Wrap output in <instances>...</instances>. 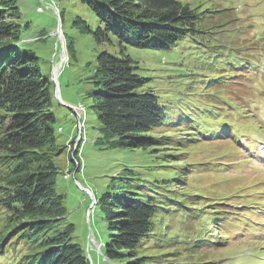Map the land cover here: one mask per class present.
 Returning <instances> with one entry per match:
<instances>
[{
	"label": "trees",
	"instance_id": "1",
	"mask_svg": "<svg viewBox=\"0 0 264 264\" xmlns=\"http://www.w3.org/2000/svg\"><path fill=\"white\" fill-rule=\"evenodd\" d=\"M81 2L89 6L98 20L94 31L96 41L117 47V54L106 51L98 54L92 78L95 91L91 93V107L102 126L97 143L110 148L144 150L161 146L167 139L168 145L171 139L163 133L173 130L175 111L161 104L154 91L146 88L151 79L137 72L138 67L128 50L130 47L169 50L186 37L198 38L205 32L212 35L210 30L216 26L204 29L205 32L199 28L203 15L209 10L200 12L181 0ZM227 10L222 12L227 15ZM20 19L18 0H0V259L11 264H90L86 247L73 241L75 225L67 221L64 195L58 191V176L66 177L58 157L66 145L57 146L59 128L55 126L52 110L54 87L41 70L35 52L23 45ZM75 25L89 30L80 18ZM210 41L211 38L208 43ZM227 42L228 48L223 44L216 46L221 47L220 53L208 64L204 74L208 94L202 98L206 103L204 108L211 111L191 110L187 120H195L192 130L201 133L203 139L208 137L207 141L220 136V131L228 128V122L230 126L241 128L253 141L250 136L256 132L264 136L260 122L264 117V101L258 102L264 92V46L242 43L237 37ZM259 84L263 91L253 97ZM213 92L217 94L214 101ZM248 97L254 100L247 101ZM252 107L261 109L263 117L257 120L258 113L252 111ZM231 111L235 112L234 119L230 118ZM178 118L181 122L182 116ZM227 136L233 140V136ZM228 145L234 147V152L230 153L232 159L239 158L235 143ZM76 157L69 153L75 167L69 172H75V176L80 171L75 164ZM214 173L211 176H215ZM113 179H118V183L114 182L98 199L95 197L94 205L105 222L106 239L101 242V251L109 263L143 264L140 250L147 249V244L157 245L160 240L153 241L157 235L156 222L161 214L170 210H178L187 218H182L183 231L174 239L168 238L167 244L176 248L185 244V251L212 244V236L208 235L212 231L207 230L213 225L199 213L190 211L193 207L164 193L167 180L165 183L145 182L139 178L131 181L133 179L123 176ZM255 186L252 185L253 189ZM257 190L239 194L238 201L244 202L233 203L246 205L241 207L245 210L242 216H236L228 207L224 208L222 223L211 222L221 234L245 222L246 213L251 211L247 209L250 199H257L256 205L264 208V189ZM214 218L212 215L210 219Z\"/></svg>",
	"mask_w": 264,
	"mask_h": 264
},
{
	"label": "rangeland",
	"instance_id": "2",
	"mask_svg": "<svg viewBox=\"0 0 264 264\" xmlns=\"http://www.w3.org/2000/svg\"><path fill=\"white\" fill-rule=\"evenodd\" d=\"M181 1L197 7L200 12L209 10L203 15L200 29L216 28L210 30L212 35L204 31L205 35L198 38L186 37L169 50L129 48L128 52L138 67L137 72L151 79L146 88L152 89L160 103L167 104L176 115L173 130L163 133L171 142L166 145L167 139L164 138L163 145L143 150L110 148L97 143L102 126L98 114L91 107V93L95 91L92 78L98 54L105 51L117 54V47L96 41L94 31L98 20L94 12L81 0H18L23 45L35 52L41 70L48 75L54 87L52 110L56 117L55 126L59 128L56 132L57 146L63 148L66 145L58 162L61 170L70 175V178L63 174L58 176V191L64 195L67 221L75 225L73 241L86 247L90 264H111L101 251V242L106 239L105 222L98 208L94 209V204L96 198L114 182L118 183V179H113L116 176L133 179L131 181L139 178L145 182L158 180L165 183L167 180L169 183H165L164 193L193 207L190 211L199 213L203 220L213 225L207 230L212 231L208 233L212 236L210 246L185 251L187 245L176 248L166 241L183 231L180 225L186 215H181L178 210L161 214L156 222L157 235L153 239L160 241L151 247L147 244V249L140 250L143 264H185L186 261L264 264L263 256L257 261L245 258L254 257L252 255L258 254L259 250L264 251V235L259 236L264 227L260 223L261 228L258 227L248 218L264 220V215L257 216V210L251 208L257 206V199L248 201L247 209L251 211L246 213L245 222L235 225L225 234L211 223H222L225 220L222 218L224 208L228 207L236 216H242L245 210L233 204L244 202L238 201V195L258 192L257 188L264 189V143L254 146L260 152L258 158L257 151L250 155L248 150L238 148L236 155L239 158L232 159L230 153L234 152V147L228 145L231 143L229 136L222 135L221 139L207 141L208 137L203 139L201 133L192 130L195 120L188 122L186 119L191 110L211 111L204 108L206 103L202 95L208 94L204 74L208 64L220 53L221 47L217 45L223 44L228 48L227 37L239 35L242 43L264 46V0ZM39 6L43 11L37 10ZM224 9H228L227 15L222 12ZM77 18L84 20L89 30L76 26ZM248 28L247 32L243 31ZM210 38L212 42L208 43ZM261 91L263 86L259 84L252 96ZM215 96L217 94L213 92V101ZM246 100L253 101L254 98ZM258 100L260 103L264 101V92ZM221 103L219 106L222 107ZM75 106L85 123L84 120L79 123ZM252 111L258 113L260 110L252 107ZM230 115L231 119L235 118V112L231 111ZM180 116L181 122L180 118L177 119ZM250 137L257 139L259 133ZM74 148L75 164L80 167L77 179L73 171L69 172L75 168L69 160V153ZM261 157L262 160L257 161ZM214 172L216 175L211 176ZM253 184H256L254 189ZM145 191L151 193L147 188ZM212 215H215L214 219H210ZM0 264L11 263L0 259Z\"/></svg>",
	"mask_w": 264,
	"mask_h": 264
},
{
	"label": "built area",
	"instance_id": "3",
	"mask_svg": "<svg viewBox=\"0 0 264 264\" xmlns=\"http://www.w3.org/2000/svg\"><path fill=\"white\" fill-rule=\"evenodd\" d=\"M37 10L38 11H43V8L41 7V6H39L38 8H37ZM75 114L78 116V119H79V123L81 124V120H83L82 119V117L80 116V112H78V109H77V107L75 106ZM75 152V148L72 150V153H74ZM75 162H76V158H75ZM66 175V174H65ZM68 175V174H67ZM66 175V176H67ZM67 177H69L70 178V175H68Z\"/></svg>",
	"mask_w": 264,
	"mask_h": 264
},
{
	"label": "water",
	"instance_id": "4",
	"mask_svg": "<svg viewBox=\"0 0 264 264\" xmlns=\"http://www.w3.org/2000/svg\"><path fill=\"white\" fill-rule=\"evenodd\" d=\"M70 108V107H69Z\"/></svg>",
	"mask_w": 264,
	"mask_h": 264
}]
</instances>
